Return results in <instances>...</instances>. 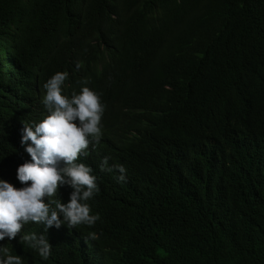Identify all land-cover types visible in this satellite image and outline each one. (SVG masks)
<instances>
[{"label": "trees", "instance_id": "1", "mask_svg": "<svg viewBox=\"0 0 264 264\" xmlns=\"http://www.w3.org/2000/svg\"><path fill=\"white\" fill-rule=\"evenodd\" d=\"M56 72L65 95L87 86L105 105L100 143L79 161L97 177L99 219L27 224L0 240V259L264 264V0H0V179L16 188L31 161L22 121L47 114ZM30 233L47 237V260Z\"/></svg>", "mask_w": 264, "mask_h": 264}, {"label": "clouds", "instance_id": "2", "mask_svg": "<svg viewBox=\"0 0 264 264\" xmlns=\"http://www.w3.org/2000/svg\"><path fill=\"white\" fill-rule=\"evenodd\" d=\"M76 68H81L79 62ZM68 76L67 72H56L44 83L41 103L47 114L42 120L22 121L20 143L26 145L31 161L16 170V178L23 187L16 188L0 179V240L15 239L30 223L43 224L47 230L59 229L64 224L69 228L93 226L99 219L98 214H91L87 203L99 193L97 177L90 166L79 161L89 155L91 145L100 143L105 105L100 94L87 86L71 96L65 95L63 86ZM87 83L82 81L83 85ZM100 167L113 170L108 166V157L102 159ZM115 168L120 173L118 182H125V167ZM64 185L72 189L68 202L53 200ZM90 235L92 239L98 238L94 233ZM21 240L44 260L52 255V245L44 234H25ZM0 264L22 261L19 255H7L0 259Z\"/></svg>", "mask_w": 264, "mask_h": 264}]
</instances>
